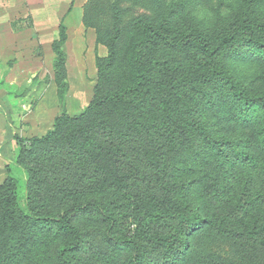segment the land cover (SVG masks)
<instances>
[{"label": "rangeland", "instance_id": "1", "mask_svg": "<svg viewBox=\"0 0 264 264\" xmlns=\"http://www.w3.org/2000/svg\"><path fill=\"white\" fill-rule=\"evenodd\" d=\"M59 1L38 13L46 19L55 12L54 31L63 24L64 38L51 49L34 46L44 61L42 72L28 74L35 95L28 104L32 109L45 96V106L56 101L55 114L70 117L85 110L96 86L106 93L126 82V50L144 24L194 29L216 40L246 11L264 22V0ZM79 1L81 11L74 10ZM72 9L71 17L82 19L77 35L64 19ZM25 24L31 31L30 15ZM74 36L86 47L74 50ZM259 40L232 43L213 58L194 46L154 43L144 51L147 93L62 121L58 136L33 145L20 165L15 137L7 156L17 209L10 207L12 221L0 226V264H61L70 237L24 216L30 206L59 215L77 203L98 207L68 216L82 235L73 264H133L132 246L107 238L103 211L116 220L111 238L135 231L142 264H263L264 104L255 99L264 95V37ZM213 68L247 90V105ZM112 140L122 143L123 154L108 146ZM195 215L214 224L196 223Z\"/></svg>", "mask_w": 264, "mask_h": 264}, {"label": "trees", "instance_id": "2", "mask_svg": "<svg viewBox=\"0 0 264 264\" xmlns=\"http://www.w3.org/2000/svg\"><path fill=\"white\" fill-rule=\"evenodd\" d=\"M174 28L175 27L169 28L162 23L157 25L144 24L140 31L139 40L130 44L126 50V61L128 67V76L126 82L113 91H108L106 93L99 92L96 86L92 100L85 107V110L82 113L75 117H70L66 113L56 115L53 121V128L47 131L44 135L40 137L34 136L31 138L16 137V141L19 147L16 162L20 165L22 163L21 157L23 155H29V152L31 150L30 148L33 145L42 144L52 138H56L59 134V127H61L62 121H73L80 118L84 114L99 110L103 107L125 103L129 99L137 97L138 95L140 96L143 92L147 93L148 90L145 89V87L149 81L150 70L144 60V51L152 44L157 42H165L166 44L174 47L194 46L196 47L198 52L206 58H213L220 51H222L232 43L241 40H248L259 43V39L261 37H264V22L250 17L247 11L240 16L234 27L226 29L216 40L210 39L201 34V32H198L194 29H187L184 31L183 29L178 30ZM63 29V24H59L58 43L56 44V46L62 44L61 39L64 38ZM212 70L217 71V74L225 79L226 85H229L232 88L235 96H241L240 98H242V101H245L246 105L248 104L250 95L242 85L235 81L231 75L227 74L226 71L218 68H213ZM255 100L258 103L262 102L264 104V95L256 97ZM116 143L112 140L108 141L109 145H107L110 148H113L114 153L123 154V150L121 149L122 143ZM118 170L123 172V168H120L119 165ZM13 183V179L9 176L2 183H0V226L3 227H6L7 224L12 221L13 215L12 213H10L11 211L9 208H14L13 213L17 209V206L15 205V202L13 200L14 195L10 191V189L13 187ZM89 207L97 208L98 205L97 203L71 204L69 207L65 208L59 215H55L51 212L39 213L33 210L35 209L34 206H30V210L27 212V215L24 216V218H27L29 220L31 219L30 221H34L42 225H53L59 230L66 233L70 237V240L68 243L64 244L59 256L61 264H73V253L82 241V235L79 229L70 222L68 216L72 212L85 211ZM102 215L108 222L105 228L107 238L114 240L116 243H124L132 246L134 251L131 260L132 263L142 264L144 246L136 240L135 231L128 229L127 231L123 232L121 236L111 238L110 231L116 226L115 217L113 214L106 213L105 211L102 212ZM194 220L196 223L207 224L210 226L214 224L213 220L209 217H200L199 215H195Z\"/></svg>", "mask_w": 264, "mask_h": 264}, {"label": "crops", "instance_id": "3", "mask_svg": "<svg viewBox=\"0 0 264 264\" xmlns=\"http://www.w3.org/2000/svg\"><path fill=\"white\" fill-rule=\"evenodd\" d=\"M53 1L56 3H51ZM53 1L0 0V183L8 177L11 167L7 145H10L11 141L15 142V137L31 138L44 135L53 128L55 112L59 110L56 101L51 106H45V96L35 99L32 109L30 103L28 104V98L35 96L30 94L32 91L28 92L33 83L27 79L28 74L36 76L38 72H42L44 61L41 54L36 56L34 46L42 45V48H45L44 45H47L51 49L58 37L52 18L55 12L50 10L51 16L46 19L38 17L41 10L48 12L46 8L60 7L59 0ZM80 5L79 1L73 9L79 8L81 11ZM73 9L69 14H65L64 19L68 27L76 25L74 33L77 35L82 27V19L81 16L71 17ZM27 15L31 18V31L25 24ZM72 44L74 50L81 49L83 45L86 47L85 42H81L78 36L72 38ZM32 87H38V84H33ZM25 105H28L31 111H25Z\"/></svg>", "mask_w": 264, "mask_h": 264}]
</instances>
